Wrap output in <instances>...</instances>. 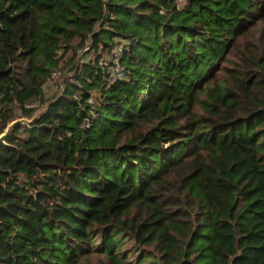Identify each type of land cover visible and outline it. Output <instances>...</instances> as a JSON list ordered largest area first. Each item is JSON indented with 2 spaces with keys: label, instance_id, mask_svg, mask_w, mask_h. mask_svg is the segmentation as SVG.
Returning a JSON list of instances; mask_svg holds the SVG:
<instances>
[{
  "label": "trees",
  "instance_id": "obj_1",
  "mask_svg": "<svg viewBox=\"0 0 264 264\" xmlns=\"http://www.w3.org/2000/svg\"><path fill=\"white\" fill-rule=\"evenodd\" d=\"M42 108L0 264H264V0H0V133Z\"/></svg>",
  "mask_w": 264,
  "mask_h": 264
},
{
  "label": "rangeland",
  "instance_id": "obj_2",
  "mask_svg": "<svg viewBox=\"0 0 264 264\" xmlns=\"http://www.w3.org/2000/svg\"><path fill=\"white\" fill-rule=\"evenodd\" d=\"M120 43H118L117 44V46H115L114 47V50L115 51H117L116 53H118V50H119V48H120ZM99 52H100V55H101V57H100V61L102 60V61H104V57H105V55L106 56H108L109 58H111L112 57V54L111 53H109L108 54V51L107 50H105V49H101V50H99ZM95 53H96V51H92L91 52V54H90V58H93L94 56H95ZM88 57H89V55H87V56H85V58H87L88 59ZM110 67V66H109ZM112 69V68H111ZM115 69V66L113 67V70ZM112 74H114V71H112ZM59 75V76H58ZM56 77L54 78V79H52V80H50L49 82H48V84H47V86H46V89H47V93H48V95H50V94H52L54 91H55V89L57 88L58 89V85H59V87H60V90H61V88L64 86V84H65V78H66V75H61V74H56L55 75ZM58 84V85H57ZM59 90V91H60ZM44 108H42L40 111H42Z\"/></svg>",
  "mask_w": 264,
  "mask_h": 264
},
{
  "label": "water",
  "instance_id": "obj_3",
  "mask_svg": "<svg viewBox=\"0 0 264 264\" xmlns=\"http://www.w3.org/2000/svg\"><path fill=\"white\" fill-rule=\"evenodd\" d=\"M43 111L44 110L37 112L32 117L22 116V117H18L16 119L10 121L7 124V126L4 128V130L0 133V144H9L7 138L9 137L11 132L13 131L16 124L24 123L26 125H31L32 123L35 122V120L37 118H39L42 115Z\"/></svg>",
  "mask_w": 264,
  "mask_h": 264
},
{
  "label": "built area",
  "instance_id": "obj_4",
  "mask_svg": "<svg viewBox=\"0 0 264 264\" xmlns=\"http://www.w3.org/2000/svg\"><path fill=\"white\" fill-rule=\"evenodd\" d=\"M88 49V47H85L83 50H87ZM122 49V47L120 46V48H119V50H118V53H116L117 51H115L114 50V58H112L113 59V61H114V64L113 65H111L110 66V69L112 68L113 69V67L115 66V69L114 70H111V74H112V71H119V69H120V65L118 64V57L120 56V50ZM106 59V58H105ZM105 59H104V61H102V62H105ZM109 67V66H108ZM58 72H55L54 73V75H53V77H52V79H54L56 76V74H57ZM113 75V79L115 78L114 77V75H115V73L114 74H112ZM36 103V102H35ZM35 103H32L33 105L35 104Z\"/></svg>",
  "mask_w": 264,
  "mask_h": 264
}]
</instances>
